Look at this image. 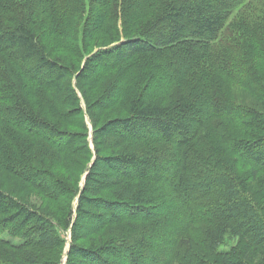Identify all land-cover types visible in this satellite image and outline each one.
Segmentation results:
<instances>
[{
    "label": "trees",
    "instance_id": "trees-1",
    "mask_svg": "<svg viewBox=\"0 0 264 264\" xmlns=\"http://www.w3.org/2000/svg\"><path fill=\"white\" fill-rule=\"evenodd\" d=\"M102 83L97 105L125 114L98 124L84 88ZM58 103L82 132L60 128ZM79 157L73 191L51 162ZM3 171L68 206L63 220L0 188V246L22 239L20 264L60 252L59 226L66 264H264V206L246 190L264 176V0H0ZM0 264L19 263L0 250Z\"/></svg>",
    "mask_w": 264,
    "mask_h": 264
},
{
    "label": "rangeland",
    "instance_id": "rangeland-1",
    "mask_svg": "<svg viewBox=\"0 0 264 264\" xmlns=\"http://www.w3.org/2000/svg\"><path fill=\"white\" fill-rule=\"evenodd\" d=\"M232 18V17H231ZM57 55H60L63 58V61L67 64H70L73 66L74 71L77 72L79 68L82 65L81 58L77 56H73L70 52H66L63 49H59L57 47L56 49ZM105 83V82H104ZM105 84H87L84 88L86 91L85 97L88 100H85L87 103V106H90L91 113L94 114V120L98 124L105 121L107 118L116 116V115H123L125 114V105L124 103L120 102L115 104L112 108L105 109L102 106L97 105V100L99 99L100 95L104 93L103 86ZM46 94V92H45ZM33 96V101H36L40 104L45 114L49 115L50 108L47 106V103L50 104L52 101L45 97L42 93L36 92ZM235 97L237 100L247 103L248 105L258 107L259 109H263L262 101H259L258 99L252 97L249 95L248 92H246L243 89H235ZM62 113L65 114L66 122L60 124V128L66 129L69 131H75V132H82L83 130L80 128L82 127V122H78L76 120V117L74 114H66L65 112L68 110H71L72 108L68 105H63L61 103H58L57 105ZM85 106V104H83ZM46 110H45V109ZM65 111V112H64ZM51 117V116H50ZM53 118V117H52ZM81 120V118H80ZM86 123V121H85ZM87 128H88V135H91L92 127L89 122L87 121ZM90 146L93 149L94 145L93 142L90 140ZM89 162V158L82 159L78 158L76 159L75 163L69 168L68 170L63 169L60 167V163L58 162V158H55L51 162V169L54 171V174L57 173V175L60 177V179L64 180L70 188L74 191L76 188V180H80L81 184L84 181L85 176V168ZM62 168V169H61ZM249 176V175H248ZM195 178V176H194ZM193 179V178H192ZM194 180V179H193ZM247 192L255 202L263 208L264 206V195L262 194V191H264V176L260 175L258 179L252 180L251 178H247L246 182ZM0 188H3L9 192L16 193L18 197H20L23 201L29 204V206L42 209L47 211V213H51L57 218H61L65 220L66 215L68 214V206L67 203L62 202L60 204H53L52 201L49 199H46L43 197L40 192L35 189L33 186H30L26 182H22L19 178L13 176L12 174L8 172H0ZM74 194H72L71 197H73ZM78 199L75 197L73 200V205L76 206ZM59 234L64 240L63 249L58 252L56 250L55 252H52L49 257H46L45 260L47 261V264H66L67 258H68V250L70 247V244L72 242V231L71 228H64L63 226H59L58 228ZM6 240H9L12 246L16 247H10L2 248L0 246V250L3 252L5 251L7 253L8 258L13 257L16 262L20 264L19 260V254H17V250L19 251L21 245L24 244V241L19 238H12L8 235L4 236ZM89 244L92 243V241H85ZM84 242V243H85ZM236 242V241H235ZM230 244H234V241H230ZM17 249V250H16ZM254 264L261 262L260 256L255 258L253 261ZM43 264V263H38Z\"/></svg>",
    "mask_w": 264,
    "mask_h": 264
}]
</instances>
